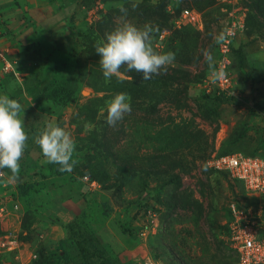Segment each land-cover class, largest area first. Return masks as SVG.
Masks as SVG:
<instances>
[{
    "label": "rangeland",
    "instance_id": "obj_1",
    "mask_svg": "<svg viewBox=\"0 0 264 264\" xmlns=\"http://www.w3.org/2000/svg\"><path fill=\"white\" fill-rule=\"evenodd\" d=\"M242 3L235 93L207 96L199 88L210 69L202 52L216 59L224 0H103L98 16L95 0H0L2 43L20 65L0 74V95L22 105L29 136L18 178L0 170V237L18 241L0 264L30 253L36 264L233 263L223 238L231 207L264 210V200L246 196L207 160L214 152L264 157V0ZM121 7L128 21L153 27L155 50L175 52L166 71L141 80L124 66L105 82L94 44L120 22ZM182 8L201 11L203 28L176 27ZM26 29L44 37L21 43ZM59 35L64 42H53ZM118 92L131 96V111L110 126L106 101ZM50 120L76 142L78 163L61 176L33 140ZM22 183L31 185L26 195Z\"/></svg>",
    "mask_w": 264,
    "mask_h": 264
},
{
    "label": "clouds",
    "instance_id": "obj_2",
    "mask_svg": "<svg viewBox=\"0 0 264 264\" xmlns=\"http://www.w3.org/2000/svg\"><path fill=\"white\" fill-rule=\"evenodd\" d=\"M138 5L132 4L135 9ZM124 14L114 29L104 38L98 39L95 52L99 56V64L105 82H110L115 75L119 77V70L126 66L129 73L140 74L141 80H149L153 75L166 71L175 62L173 51L161 52L153 47V27L145 24L138 27L125 19L127 9L121 7ZM225 32L214 37V42L220 44L225 39ZM205 62L210 68L214 67V57L208 48L202 52ZM223 69L213 70L211 76L214 81L225 78ZM22 105L7 94L0 95V170L9 169L13 178H18L20 160L24 155L29 139L24 122L20 118ZM131 111V96L126 92H118L106 101L107 123L115 126ZM89 129V125H85ZM39 146L46 162L58 165V171L71 172L78 160L74 159L76 142L71 133L57 121L50 120L43 130L33 137Z\"/></svg>",
    "mask_w": 264,
    "mask_h": 264
},
{
    "label": "built area",
    "instance_id": "obj_3",
    "mask_svg": "<svg viewBox=\"0 0 264 264\" xmlns=\"http://www.w3.org/2000/svg\"><path fill=\"white\" fill-rule=\"evenodd\" d=\"M226 7V19L223 31L225 39L216 44V59L214 67L210 68L206 76L200 81L199 88L203 95L227 96L235 93V71L233 68V48L237 36L245 30L247 19V7L242 0H224ZM103 0H95L91 10L96 16L103 9ZM2 15L0 13V22ZM173 24L180 28L192 26L202 29L204 26L203 13L194 8H182L172 17ZM167 31L163 30L159 39H163ZM14 60L7 54V49L2 43L0 30V74H16ZM223 69L225 78L214 81L211 72ZM209 168L216 172H224L230 178L239 181L246 196L251 199L264 200V157L258 155H245L242 153L214 152L207 160ZM2 173L0 172V176ZM92 185L94 180L84 177ZM3 208L0 206V211ZM223 238L227 246L234 254L232 264H264V210L259 207L244 205H232L228 223L223 232ZM18 241L14 237H0V255L16 251ZM8 254V253H7ZM35 253H30L26 259L16 254V261L7 260L5 264H30L36 259ZM146 264H155L152 262Z\"/></svg>",
    "mask_w": 264,
    "mask_h": 264
},
{
    "label": "crops",
    "instance_id": "obj_4",
    "mask_svg": "<svg viewBox=\"0 0 264 264\" xmlns=\"http://www.w3.org/2000/svg\"><path fill=\"white\" fill-rule=\"evenodd\" d=\"M88 18L90 19V16H88ZM87 18V19H88ZM55 21H57V20H55ZM52 22V23H56V22ZM51 25V24H50ZM55 25V27H56V25L58 26L59 24H54ZM54 25L52 26L51 25V27H54ZM21 35V36H20ZM19 35V38L18 39H22L23 41H21V43H33L34 41L35 42H37L38 41V39L40 38V39H42L43 37H44V33L43 32H40V33H38V34H36L35 36H34V33L33 32H31V31H29V30H25L23 33H21ZM55 40H57V41H53V42H59V43H63L64 42V36H63V39L62 38H60V35L58 36V37H55ZM12 48V47H11ZM10 49V48H9ZM12 50L10 49V51H9V56L14 60V65H15V68H16V73L18 72V68L20 67V65H19V61H17L16 59H14V57H12ZM66 203L67 202H63V205H66Z\"/></svg>",
    "mask_w": 264,
    "mask_h": 264
},
{
    "label": "trees",
    "instance_id": "obj_5",
    "mask_svg": "<svg viewBox=\"0 0 264 264\" xmlns=\"http://www.w3.org/2000/svg\"><path fill=\"white\" fill-rule=\"evenodd\" d=\"M234 52H235V47L233 48V55H234ZM47 166L50 170H52L56 175H59V176L63 175L66 172V171L65 172L58 171L57 170L58 165L56 164L48 163ZM18 187H19V193L22 195H26L29 192V188L31 187V185L26 186L25 184L22 183V184H19ZM33 262H35L36 264V260H34Z\"/></svg>",
    "mask_w": 264,
    "mask_h": 264
}]
</instances>
